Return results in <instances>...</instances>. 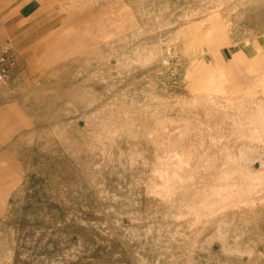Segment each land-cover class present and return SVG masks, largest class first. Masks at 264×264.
<instances>
[{
    "label": "rangeland",
    "instance_id": "rangeland-1",
    "mask_svg": "<svg viewBox=\"0 0 264 264\" xmlns=\"http://www.w3.org/2000/svg\"><path fill=\"white\" fill-rule=\"evenodd\" d=\"M54 1L0 153V264H264V186L212 193L264 175L240 131L264 0Z\"/></svg>",
    "mask_w": 264,
    "mask_h": 264
},
{
    "label": "crops",
    "instance_id": "crops-1",
    "mask_svg": "<svg viewBox=\"0 0 264 264\" xmlns=\"http://www.w3.org/2000/svg\"><path fill=\"white\" fill-rule=\"evenodd\" d=\"M55 9L54 0H0V47L7 69V78L0 82V153L15 147L23 132L29 113L23 108L22 91L39 88L37 82L27 87L25 76L34 72L35 47L47 39L42 33L52 26Z\"/></svg>",
    "mask_w": 264,
    "mask_h": 264
},
{
    "label": "bare ground",
    "instance_id": "bare-ground-1",
    "mask_svg": "<svg viewBox=\"0 0 264 264\" xmlns=\"http://www.w3.org/2000/svg\"><path fill=\"white\" fill-rule=\"evenodd\" d=\"M229 103V101H228ZM231 104V103H230ZM263 104V103H262ZM238 110V109H236ZM247 110V109H246ZM249 112V111H247ZM252 112V111H251ZM239 113H241V111L239 110ZM250 113V112H249ZM249 115V114H248ZM245 116V115H244ZM242 119V118H241ZM239 121V120H237ZM241 121V120H240ZM248 125L245 126V124H242L241 122V129L240 131L243 132V134H248L250 137H252L253 139H262L264 137V109L263 107H259L258 109H256L255 114L253 113L252 115H250L248 117V121H247ZM240 125V124H239ZM239 128V127H238ZM263 141V140H262ZM181 160V159H180ZM178 158V161H180ZM227 165L230 164L229 161H227ZM181 163V162H180ZM179 162H178V164ZM163 167V166H162ZM182 167V166H181ZM180 168V167H179ZM264 174V172H262ZM176 175V174H175ZM168 176V175H166ZM174 177V176H173ZM177 178V177H176ZM174 178V179H176ZM225 178V177H224ZM230 178V174H226V179ZM173 179V178H172ZM180 179V178H179ZM230 180V179H229ZM170 181V180H169ZM223 181V179H222ZM225 181V180H224ZM170 183V182H169ZM262 185L264 186V175H250L247 179V181L243 184V185H239L236 187V189L234 190H229L228 186H223V187H219L217 189H214L213 196H215L216 198H221V200H233L234 197L237 198H243V197H247L251 194H253L254 192L256 193L257 189L260 187H262ZM263 188V187H262ZM262 190V189H261ZM155 191V190H154ZM156 193V192H155ZM211 194V193H210ZM209 194V195H210ZM208 195V196H209ZM212 195V194H211ZM212 197V196H211ZM214 197V198H215ZM208 198V197H207ZM210 199V197H209ZM212 199V198H211ZM209 202V200H207V203ZM209 205V204H208ZM220 210V209H219Z\"/></svg>",
    "mask_w": 264,
    "mask_h": 264
},
{
    "label": "built area",
    "instance_id": "built-area-1",
    "mask_svg": "<svg viewBox=\"0 0 264 264\" xmlns=\"http://www.w3.org/2000/svg\"><path fill=\"white\" fill-rule=\"evenodd\" d=\"M5 59H6L5 50L0 47V82L5 81V79L7 78Z\"/></svg>",
    "mask_w": 264,
    "mask_h": 264
}]
</instances>
